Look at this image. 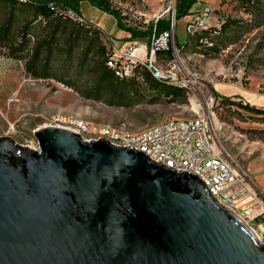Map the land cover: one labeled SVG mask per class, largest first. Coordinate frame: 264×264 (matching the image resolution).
<instances>
[{
	"label": "water",
	"instance_id": "95a60500",
	"mask_svg": "<svg viewBox=\"0 0 264 264\" xmlns=\"http://www.w3.org/2000/svg\"><path fill=\"white\" fill-rule=\"evenodd\" d=\"M0 137V264H264L199 177L58 126Z\"/></svg>",
	"mask_w": 264,
	"mask_h": 264
},
{
	"label": "rangeland",
	"instance_id": "374dc122",
	"mask_svg": "<svg viewBox=\"0 0 264 264\" xmlns=\"http://www.w3.org/2000/svg\"><path fill=\"white\" fill-rule=\"evenodd\" d=\"M110 1L113 7H121L131 18L138 10L148 13L143 20L151 22L154 11L149 7L133 1ZM202 1L213 2L197 0L193 7L201 6ZM79 5L84 14L88 9L85 16L102 23V29L117 43L130 40V32L117 27L113 15L88 1H81ZM245 6L247 10L236 0L220 2L218 17L235 23L230 24L231 29L227 31L230 41L222 46L217 57L192 49L180 55L179 62L194 76V83L175 101L161 99L151 103L149 100L154 93L147 90H143L145 100L132 108H115L84 100L54 81L31 79L24 70V62L7 58L3 55L5 50L0 48V137L8 136L20 146L37 147L34 131L52 125L53 119L60 115H72L87 123L134 133L169 119L202 115L211 122L219 148L264 193V115L230 108L226 101L223 103V99L228 98L238 104L264 108V0ZM192 8L177 20L175 42L179 45L186 39V24L199 13ZM141 40L145 43L147 38ZM162 65L167 68V64ZM208 112L212 113V118Z\"/></svg>",
	"mask_w": 264,
	"mask_h": 264
},
{
	"label": "built area",
	"instance_id": "2783aa9c",
	"mask_svg": "<svg viewBox=\"0 0 264 264\" xmlns=\"http://www.w3.org/2000/svg\"><path fill=\"white\" fill-rule=\"evenodd\" d=\"M133 1L149 7L154 12L151 22L143 20L148 16L144 11H136V16L127 14L121 7L118 10L121 22L128 28L144 31L151 26L145 43L140 38L117 43L101 27L72 8H58L57 14L63 19L91 28L99 32L107 47V66L123 79L133 74L135 68L146 70L156 81L190 90L191 74L184 69L179 57L183 54V44L198 37V48L211 50L226 20L218 17V6L222 0H213L186 24V39L177 44V1L178 0H119ZM253 3L255 0H248ZM244 9V8H243ZM166 21L168 28L159 31L157 24ZM124 22V23H123ZM133 24V27L129 26ZM171 51L172 60L163 63L158 54ZM166 65L167 68H164ZM53 126L69 129L84 140L98 141L100 138L114 146H129L144 152L154 162L161 161L167 167L200 178L212 195L224 206L237 214L264 244V193L244 171L240 170L232 158L217 145L216 135L205 116L192 119H169L139 133L108 125L87 123L72 115L56 116ZM34 147V149H37Z\"/></svg>",
	"mask_w": 264,
	"mask_h": 264
},
{
	"label": "trees",
	"instance_id": "16d2710c",
	"mask_svg": "<svg viewBox=\"0 0 264 264\" xmlns=\"http://www.w3.org/2000/svg\"><path fill=\"white\" fill-rule=\"evenodd\" d=\"M81 1H88L113 15L118 27L130 32L129 39H146L150 34V25L144 26L145 31L124 26L110 0H0V48L5 50L3 55L24 62V70L33 80L54 81L72 90L81 99L100 102L109 107L132 108L145 100L143 90L154 93L149 100L151 103L161 99L175 101L185 95V89L162 84L139 67L134 69L130 77L119 78L107 66V47L99 32L81 27L57 14L56 10L64 7L78 12ZM196 1L178 0L177 19L186 16ZM236 1L244 9L245 5H249L248 0ZM233 23L225 21L213 49L198 48L197 37L191 42L186 41L182 45V52L192 49L209 57H217L222 46L231 39L227 31ZM157 28L159 31L167 29L168 23L160 21ZM220 37L224 40H219ZM157 59L169 63L172 53L166 51L158 54ZM225 101L230 108L264 115V108L238 104L228 98H224L223 103Z\"/></svg>",
	"mask_w": 264,
	"mask_h": 264
},
{
	"label": "crops",
	"instance_id": "0c3cea01",
	"mask_svg": "<svg viewBox=\"0 0 264 264\" xmlns=\"http://www.w3.org/2000/svg\"><path fill=\"white\" fill-rule=\"evenodd\" d=\"M202 5L201 6H199V7H193L192 8V10H195V11H200L206 4H209V2H207V1H202ZM206 3V4H205ZM87 10L88 9H86V11L84 10V12H85V14L87 13ZM79 12L83 15V16H85V14L83 13V10H82V8L80 7V5H79ZM190 12H191V10H190ZM86 17V16H85ZM87 18V17H86ZM88 19V18H87ZM88 20H90V19H88ZM91 22H93L92 20H90ZM94 24H96V25H98L99 27H101V25H102V23H100V22H93ZM116 25H117V23H116ZM103 26V25H102ZM117 27H118V25H117ZM101 28H103V27H101ZM104 30V29H103ZM105 31V30H104ZM106 32V31H105ZM107 33V32H106Z\"/></svg>",
	"mask_w": 264,
	"mask_h": 264
},
{
	"label": "bare ground",
	"instance_id": "6f19581e",
	"mask_svg": "<svg viewBox=\"0 0 264 264\" xmlns=\"http://www.w3.org/2000/svg\"><path fill=\"white\" fill-rule=\"evenodd\" d=\"M208 116L210 117V118H212V113L211 112H208ZM211 123V122H210ZM212 125V124H211ZM213 127V126H212Z\"/></svg>",
	"mask_w": 264,
	"mask_h": 264
}]
</instances>
